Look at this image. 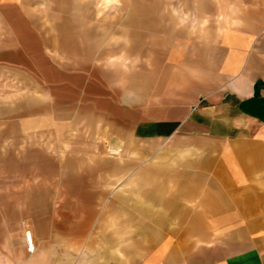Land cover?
Instances as JSON below:
<instances>
[{"label": "crops", "instance_id": "0c3cea01", "mask_svg": "<svg viewBox=\"0 0 264 264\" xmlns=\"http://www.w3.org/2000/svg\"><path fill=\"white\" fill-rule=\"evenodd\" d=\"M66 2L0 0V68L16 71L24 51L39 80L55 73L77 97L122 102L103 112L104 137L72 155L88 162L87 181L73 169V184L45 187L29 210L35 249L20 232L16 263L264 264V9L247 0L240 18L184 27L131 10L150 48L132 43L144 58L117 80L97 64L111 50L98 27Z\"/></svg>", "mask_w": 264, "mask_h": 264}, {"label": "rangeland", "instance_id": "374dc122", "mask_svg": "<svg viewBox=\"0 0 264 264\" xmlns=\"http://www.w3.org/2000/svg\"><path fill=\"white\" fill-rule=\"evenodd\" d=\"M65 4L71 6L72 2ZM79 5L81 25H96L98 36L102 37L101 47L111 48L96 51L97 64L111 68L113 79L118 80L121 69L130 72L144 58L133 53L136 49H130L132 43H137L136 48H150L148 44L140 45L141 38L135 36L137 31L151 36L150 31L143 26H130L132 11L145 24L159 20L165 26L170 22L184 27L190 23L216 24L240 18L248 3L247 0H79ZM256 7L263 10L264 0H256ZM23 52L17 51L16 71L0 68V264H17L19 233L24 236L29 210L39 208L46 196L45 187L73 184V169L76 181L80 174L87 181L88 173L82 167L88 162H73L72 155L89 152L88 138L104 137L103 127L108 124L109 115H105L108 119L105 122L103 112L116 115V106L122 102L118 95L108 105L102 98L92 102L77 97L70 89H64L63 81H54L55 73L52 81L39 80L42 77L38 58L31 74L24 69L27 67ZM49 59L58 61L54 55ZM58 64L55 67L70 74V65Z\"/></svg>", "mask_w": 264, "mask_h": 264}, {"label": "built area", "instance_id": "2783aa9c", "mask_svg": "<svg viewBox=\"0 0 264 264\" xmlns=\"http://www.w3.org/2000/svg\"><path fill=\"white\" fill-rule=\"evenodd\" d=\"M24 238H25L27 251L28 252H33L34 249H35V246H34V243H33V239H32V235H31L30 230H25Z\"/></svg>", "mask_w": 264, "mask_h": 264}]
</instances>
